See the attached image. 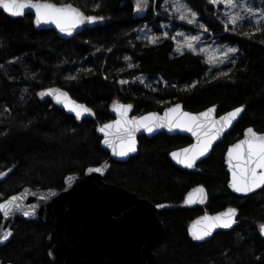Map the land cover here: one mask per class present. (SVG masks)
<instances>
[{"label": "trees", "instance_id": "obj_1", "mask_svg": "<svg viewBox=\"0 0 264 264\" xmlns=\"http://www.w3.org/2000/svg\"><path fill=\"white\" fill-rule=\"evenodd\" d=\"M41 1L68 3L86 16L104 19L62 35L37 26L31 14L12 16L0 8V171H8L0 182V201L26 185L61 188L67 174L83 175L87 167L102 164L109 153L101 147L96 129L112 118L115 102L132 105L133 117L176 102L190 111L216 105L217 114L243 106L238 121L194 171L176 166L168 157L171 149L191 139L159 133L140 136L137 153L127 160L111 161L105 181L169 205L158 213L164 231L154 247L157 264H254L264 255V187L244 196L231 192L223 156L246 126L264 131V27L255 31L261 26L256 22L264 0H235L256 7L259 17L227 24L228 30L219 17V4L183 0L197 13L193 23L203 25L204 38L238 49L218 65L201 52L177 50L172 30L179 25L195 30V25L170 19L163 0H148L143 15H135L133 0ZM167 20L174 28L157 33ZM52 85L85 102L95 117L78 121L41 96ZM196 185L207 191L205 206H185L186 193ZM229 205L238 209L233 228L218 230L201 242L190 238L192 219ZM51 229L17 217L12 237L0 247V263L60 264L47 254Z\"/></svg>", "mask_w": 264, "mask_h": 264}, {"label": "water", "instance_id": "obj_2", "mask_svg": "<svg viewBox=\"0 0 264 264\" xmlns=\"http://www.w3.org/2000/svg\"><path fill=\"white\" fill-rule=\"evenodd\" d=\"M34 2L45 1L34 0ZM55 4L58 6L71 5L68 3ZM72 6L75 7L74 5ZM24 13L31 14L35 21L34 9H25ZM39 27L51 28L62 35H69L66 32H61L55 23H42ZM81 27L82 25L73 30L72 34L77 33ZM49 90L56 92L57 95L59 93H67V99L61 96L62 102H57L55 95L47 94ZM43 92L46 93L43 95L45 98L50 99L55 106L63 109L78 121H81L84 118L95 117L94 110L89 105L72 97L70 93L61 86L52 85L47 87ZM177 104L181 106V112L191 113L192 115L197 116L209 109H214L207 118L210 121H219L220 117L226 115L228 112L233 111L238 107L243 108V106H236L221 114H217L216 105H210L199 111H190L183 108L180 102H176L165 107L162 111L151 110L135 117L132 116L130 109L126 113L125 119H138L152 113H156L157 116L163 117L169 108L175 107ZM65 105H67V107ZM76 105H83L84 107L91 109V112L84 113L80 118H77L75 112L71 110ZM116 105L130 104L128 102H120L113 105L112 118L100 124L96 129L98 136L101 138V147L109 153L108 158L102 164L87 167L83 175H78L76 173L67 174L63 179V185L61 188H33L26 185L19 191L0 201L3 202L13 195L20 196L23 194V198L20 201V204L22 205L21 210L15 211L10 218H4L3 213H0V247L10 240L13 235L12 225L17 217H21L26 220L39 221L52 227V230L46 237V242L52 244L47 251L49 258L52 261L60 260L62 261V264H157V254L154 252V247L164 231L163 222L160 220L157 211L166 208L169 205L167 203H152L145 198L139 197L135 192L128 190L122 185L105 181L110 162L124 161L135 155L139 147V137L142 135L152 137L159 133H165L167 135L178 134L189 137L191 142L185 146L169 151L168 157L176 166L184 170L194 171L197 164L202 159L209 156L215 143L222 140L223 136L230 131L242 115L243 111L232 122L230 127L222 131L213 142L209 151L203 157H200L192 168H188L185 165L178 163L171 154L174 152H182L185 148H190L197 143V139L191 132L174 127L170 130L167 125L164 127H156L151 133L144 128H139L134 133L136 151L129 153L124 157L116 156L113 153L112 148L103 143L105 135L99 131L104 124L114 123L121 119L120 113L115 110ZM248 128H252L257 135H264V131H257L250 125L246 126L242 131V135L227 146L223 157V164L228 173L227 187L231 192L237 195L245 194L237 193L231 187L232 171L228 164L227 153L229 148L247 138ZM112 131L115 132V129ZM114 139L118 141V137H114ZM181 158H183V156H181ZM90 168H100L101 171L90 172ZM0 173H6V175L0 177V182H2L6 179L8 171L3 170L0 171ZM200 188H203V193L198 192V189ZM257 190L259 189L254 190V192ZM190 195L196 200L195 203L187 202ZM200 197H203V200L206 198L205 188L201 185H196L190 188L185 195V204L187 206H192L201 202ZM161 205H163V207H161ZM229 209L236 210V214L233 217L236 222L233 223L230 228H215L212 230V234L205 237L203 240H195L192 237L191 233L194 226L197 229L205 226L206 222L197 224V221H201L202 217L206 215L217 216L228 212ZM24 211H30L32 214L24 216ZM237 217L238 211L234 207H227L214 213L201 214L189 223L188 234L190 238L195 241L201 242L207 240L218 230H228L233 228L237 224ZM9 231L12 235L5 240L4 235ZM261 234L264 236V233ZM4 264L11 263L8 262ZM254 264H264V255Z\"/></svg>", "mask_w": 264, "mask_h": 264}, {"label": "snow or ice", "instance_id": "obj_3", "mask_svg": "<svg viewBox=\"0 0 264 264\" xmlns=\"http://www.w3.org/2000/svg\"><path fill=\"white\" fill-rule=\"evenodd\" d=\"M213 4L218 3L219 0H211ZM229 6H235V0H226ZM148 0H137V11L143 10L147 6ZM99 7V5H97ZM176 11L180 13L179 18L181 20H188V23H193L197 17V13L193 11L187 4L180 3L177 0L175 5ZM0 8L12 16H21L24 14L25 9L35 10V24L37 26L42 23H55L61 32H66L69 35L73 30L80 25L87 23H95L103 20L102 16L84 15L76 7L72 5L58 6L51 2H34V0H0ZM249 13L253 12L252 7H248ZM191 17V18H189ZM251 20L247 16L229 15L228 23L235 26L240 23H249ZM255 31L259 32L264 27V11L261 12V20H258ZM203 27V25H200ZM225 30H228V25H225ZM207 31V29H205ZM244 36L251 37L252 32L239 33ZM196 36L189 38L186 43V47L190 51H196L193 41L198 40ZM157 38L152 37V43H156ZM238 51L237 48H229L225 53V57H229L230 54H235ZM128 59V58H126ZM232 63H235L233 60ZM131 67V65H130ZM223 76H227L228 73H221ZM75 79V77H69ZM121 83H126L121 81ZM46 93L42 92L41 96ZM47 94L55 95L57 102L61 101V96L67 99V93H59L49 90ZM67 107V105H65ZM132 108V105H116L115 110L120 113L121 119L114 123L104 124L99 131L104 133V144L112 148L113 153L116 156L124 157L129 153L136 151V140L134 133L139 128L146 129L149 133L153 132L156 127H164L167 125L169 129L177 128L191 132L196 137L197 143L190 148H185L182 152H174L171 155L178 163L185 165L188 168H192L195 162L203 157L209 149L212 147L213 142L222 133V131L232 125V122L239 116L244 110L242 107H238L233 111L228 112L226 115L221 116L219 121H210L207 118L214 111L209 109L206 112L197 115L191 113L181 112V106L179 104L175 107L169 108L163 117L157 116L156 113L149 114L147 116L140 117L138 119L128 120L125 119L126 113ZM75 112L76 117L80 118L84 113H90L91 109L84 107L83 105H76L71 109ZM219 125V126H217ZM115 129V132L112 130ZM118 137V141L114 139ZM190 154V155H189ZM183 156V158H181ZM228 164L231 167L232 179L231 187L237 193L248 194L254 192L256 189L264 187V135H257L252 128L247 129V138L235 144L229 148ZM90 172L101 171L100 168L89 169ZM6 173H0V177H3ZM203 188L198 189V192L203 193ZM23 198V194L20 196L13 195L10 198L0 202V213H3L4 218H10L15 211H19L22 208L20 201ZM200 201L203 202V197H200ZM188 203H195L196 200L189 196ZM163 207V205H161ZM32 213L30 211H24V216H29ZM236 214L235 209H229L228 212L217 216H204L201 221H197V224L205 223L203 228L197 229L195 226L192 230V237L195 240H203L205 237L212 234V230L215 228H230L236 221L233 217ZM261 233H264V224L260 225ZM12 233L6 232L4 239L7 240Z\"/></svg>", "mask_w": 264, "mask_h": 264}, {"label": "rangeland", "instance_id": "obj_4", "mask_svg": "<svg viewBox=\"0 0 264 264\" xmlns=\"http://www.w3.org/2000/svg\"><path fill=\"white\" fill-rule=\"evenodd\" d=\"M163 2L165 3V9L168 12V17L170 19H173V21H179L182 23H185L187 25H191L194 23H188V20H181L179 18L180 13H178L176 11V3L177 0H163ZM180 3H184L183 0H179ZM134 3V13L135 15H143L148 7L145 6L143 8V10L141 11H137L136 8V4H137V0H133ZM215 4H219L220 6H218V12H219V17H221L225 24H229L228 23V16L229 15H237V16H248V17H254V18H258L259 17V13L257 12V8L254 7L253 8V12L249 13L247 11L248 6L245 4V2L241 1V2H237L235 1V6H229L226 3V0H219L218 3ZM191 18V17H189ZM195 22V20H194ZM162 26V30L161 31H157V33L161 32V33H165L168 34L169 30L171 28H174V24H172L170 21H163L162 23H160ZM195 26V30H189L186 28H182L181 25L179 26H175V28L172 30V34L171 35L174 40H175V44H176V48L178 51L181 50H185L188 49L186 47V43L189 41V38L192 36H196L199 39L196 41H193L194 46L196 48L197 52H201L205 55V57L207 58V60H209V62H211L213 65H218L220 63H222L223 61H227L229 60V57H225L224 53L229 49V47L222 42H216L215 39L211 38H204V36L202 35V31L204 30V28L194 24ZM156 31V29H154ZM149 32H151V28L148 29ZM143 33V32H142ZM115 103H113V105H115Z\"/></svg>", "mask_w": 264, "mask_h": 264}, {"label": "flooded vegetation", "instance_id": "obj_5", "mask_svg": "<svg viewBox=\"0 0 264 264\" xmlns=\"http://www.w3.org/2000/svg\"><path fill=\"white\" fill-rule=\"evenodd\" d=\"M241 135H242V134H241ZM241 135H240V136H241ZM240 136H239V137H240ZM239 137H237L235 140H237ZM235 140H234V141H235ZM234 141H233V142H234ZM190 142H191V141H190ZM190 142H189V143H190ZM233 142H231V143H233ZM189 143H187V144H189ZM231 143H229V144H231ZM187 144H185V145H187ZM229 144H228V145H229ZM185 145H183V146H185ZM228 145H227V146H228ZM179 147H182V146H179ZM179 147H176V148H179ZM176 148H173V149H176ZM226 148H227V147H226ZM173 149H171V150H173ZM171 150H170V151H171ZM225 150H226V149H225ZM224 153H225V152H224ZM223 157H224V156H223ZM227 175H228V173H227ZM227 181H228V179H227ZM227 181H226V185H227ZM228 189H229V188H228ZM205 193H206V198L203 200V202H198V203H196V204H194V205H192V206H188V207L200 206V205H201V206H202V205L205 206L206 201H207V198H208V194H207V191H206V190H205ZM186 194H187V193H186ZM240 196H244V195H240ZM183 204H184L185 206H187V205L185 204V197H184V200H183ZM227 207H234V206L229 205V206H226V207H224V208H227ZM166 208H167V207H166ZM224 208H222V209H224ZM234 208H235V207H234ZM162 209H163V208H162ZM162 209L158 210V211H157V214H158ZM222 209H220V210H222ZM236 209H237V208H236ZM218 211H219V210H218ZM237 211H238V209H237ZM214 212H217V211H214ZM214 212H210V211H206V212H205V211H204V212L201 213V214H204V213H214ZM201 214H200V215H201ZM197 216H199V215H197ZM197 216H196V217H197ZM196 217H195V218H196ZM160 220H161V219H160ZM192 220H193V219H192ZM192 220H191V221H192ZM191 221H190V222H191ZM190 222H189V223H190ZM188 225H189V224H188ZM51 228H52V227H51ZM51 230H52V229H51ZM187 230H188V228H187ZM49 244L52 246L51 243H49ZM51 246H50V247H51ZM53 261H58V262H60V264H62V261H60V260H53ZM0 264H2V263H0Z\"/></svg>", "mask_w": 264, "mask_h": 264}, {"label": "bare ground", "instance_id": "obj_6", "mask_svg": "<svg viewBox=\"0 0 264 264\" xmlns=\"http://www.w3.org/2000/svg\"><path fill=\"white\" fill-rule=\"evenodd\" d=\"M219 142V141H218ZM216 144V143H215Z\"/></svg>", "mask_w": 264, "mask_h": 264}]
</instances>
